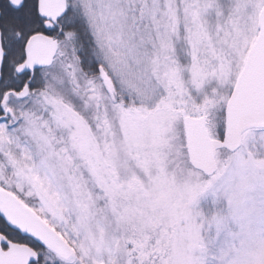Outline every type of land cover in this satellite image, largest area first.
<instances>
[{"label": "snow or ice", "instance_id": "snow-or-ice-1", "mask_svg": "<svg viewBox=\"0 0 264 264\" xmlns=\"http://www.w3.org/2000/svg\"><path fill=\"white\" fill-rule=\"evenodd\" d=\"M0 264H264V0H0Z\"/></svg>", "mask_w": 264, "mask_h": 264}]
</instances>
